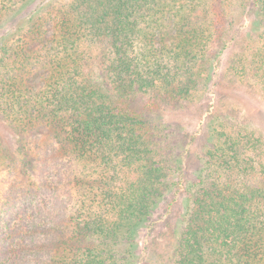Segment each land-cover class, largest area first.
I'll list each match as a JSON object with an SVG mask.
<instances>
[{
  "label": "trees",
  "instance_id": "trees-1",
  "mask_svg": "<svg viewBox=\"0 0 264 264\" xmlns=\"http://www.w3.org/2000/svg\"><path fill=\"white\" fill-rule=\"evenodd\" d=\"M246 9L230 69L264 98V0H0V116L20 142L11 158L0 139V264H142L179 199L176 264H264V140L216 119L187 180L158 119L215 86Z\"/></svg>",
  "mask_w": 264,
  "mask_h": 264
},
{
  "label": "rangeland",
  "instance_id": "rangeland-1",
  "mask_svg": "<svg viewBox=\"0 0 264 264\" xmlns=\"http://www.w3.org/2000/svg\"><path fill=\"white\" fill-rule=\"evenodd\" d=\"M246 10L240 17L239 26L242 27L238 40L221 58L215 86L212 85L198 102L163 109L158 114L159 121L166 126V149L170 148L184 162L187 180L195 176L200 158L210 144L209 132L216 119L255 131L264 140V98L258 88L240 81L230 69L232 60L243 50L247 37L256 28L255 17L251 13L248 15ZM94 48H97L94 49L96 54L99 48ZM0 139L9 156L17 158L19 137L1 116ZM181 205L182 199H179L168 214L161 207L155 214L152 230L142 232L136 251L143 256L142 264H176L175 231Z\"/></svg>",
  "mask_w": 264,
  "mask_h": 264
}]
</instances>
